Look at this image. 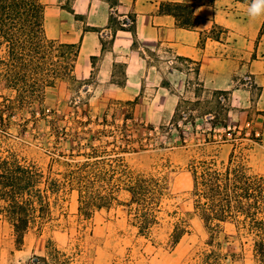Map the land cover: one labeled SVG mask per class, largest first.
Wrapping results in <instances>:
<instances>
[{"label":"rangeland","instance_id":"rangeland-1","mask_svg":"<svg viewBox=\"0 0 264 264\" xmlns=\"http://www.w3.org/2000/svg\"><path fill=\"white\" fill-rule=\"evenodd\" d=\"M40 2L45 8L46 37L66 44L53 38L58 25L65 22L55 23L56 17L48 11L50 4ZM60 2L72 9L71 0ZM117 16L110 14L112 32L117 24L132 26H123L125 18L118 20ZM261 30L255 52L264 59V27ZM224 32L214 26L202 37L219 39ZM111 48V32H105L102 49ZM58 52L53 49L54 55ZM116 55L109 79L96 76V61L89 67L78 56L71 77L57 78L52 87L44 88L39 103L0 107V151L11 149L20 158L35 162L59 179L64 191L50 218L26 234L19 250L10 226L0 216V264H28L33 258L45 257L48 247L58 251L59 261L65 264H257L253 235H236L231 225H225L223 232L208 237L193 213L188 163L213 160L219 166L235 146V160L252 174L264 176V123H244L232 111L240 110L242 104L232 106L225 92L204 89L197 77L198 64L164 47L137 51L132 47L131 52ZM124 62L131 66L128 78ZM243 81L250 86L251 75ZM0 96L13 99L14 93L0 89ZM252 134L258 142L249 139ZM87 156L96 158L87 160ZM85 161L101 176L86 184L95 189L123 188L128 178L137 176L163 180L156 223L145 236L134 226L133 214L128 215L130 196L124 191L116 194L118 202L95 211L90 220L78 217V185L63 182L62 175ZM113 169L114 179L103 176ZM175 224L185 227L188 234L171 248Z\"/></svg>","mask_w":264,"mask_h":264},{"label":"trees","instance_id":"trees-1","mask_svg":"<svg viewBox=\"0 0 264 264\" xmlns=\"http://www.w3.org/2000/svg\"><path fill=\"white\" fill-rule=\"evenodd\" d=\"M234 1L248 4L252 0ZM66 10L74 15L72 10ZM159 11L172 16L179 28L195 30L198 25L192 4L163 3ZM74 18L78 20L77 15ZM44 22L45 8L40 0H0V89L14 93L13 99L0 96L3 97L0 100L3 109H13L15 105L31 107L39 103L44 88L52 87L57 78L71 77L73 73L79 56L78 46L48 39ZM133 22L129 28L117 24V30L129 31L133 35ZM88 30L96 31L93 28ZM53 49H58L57 55L53 54ZM249 139L259 141L254 134ZM226 141L222 139V142ZM129 147L127 145L126 149ZM234 152L235 146L227 161H222L219 166L213 160L198 165L188 163L193 213L203 223L209 238L223 232L225 225H231L236 235L241 232L253 235L252 250L256 263L264 264V176L252 174L244 163L235 160ZM90 158L96 157L87 156V160ZM91 167L85 161L62 175L63 182L78 185L75 189L78 217L90 220L95 211L109 209L113 202H118L116 194L124 191L130 196L126 203L128 215L133 214L134 226L140 235L145 236L156 223L154 213L165 190L163 180L137 176L128 178L123 188L95 189L86 184L101 176ZM115 173L113 169L103 176L112 180ZM63 192L62 182L52 178L35 162L20 158L11 149L0 151V216L11 228L15 249L22 247L32 228L50 218L56 200ZM186 234L185 227L173 225L171 248ZM206 245L211 247L212 244L207 242ZM47 249L45 257L33 258L28 264H65L59 261L58 251L52 247Z\"/></svg>","mask_w":264,"mask_h":264},{"label":"crops","instance_id":"crops-1","mask_svg":"<svg viewBox=\"0 0 264 264\" xmlns=\"http://www.w3.org/2000/svg\"><path fill=\"white\" fill-rule=\"evenodd\" d=\"M45 1L50 4V15L56 17L53 21L65 22L58 25L53 38L76 44L82 63L89 67L92 60L96 61L97 77L110 78L118 58L116 53H129L132 47L136 51L164 47L166 52L198 64L197 77L204 89L225 92L232 106L242 104L240 110L232 111L240 114L244 123H264V59L255 52L256 40L264 24V5L258 15H250L257 0L248 4L234 0H117L115 5L108 0H71V10L78 20L61 6L60 0ZM163 3L192 4L198 17L196 29L179 28L172 16L160 13ZM114 12L118 20L126 16L132 18L133 35L124 30L111 31L108 24ZM214 26H220L225 32L219 39H204L203 32H209ZM89 28L96 31H89ZM62 31L67 32L61 34ZM105 32H111L112 48L109 50L102 49ZM124 64L128 78L131 66L127 62ZM247 74L252 78L250 86L243 81Z\"/></svg>","mask_w":264,"mask_h":264},{"label":"clouds","instance_id":"clouds-1","mask_svg":"<svg viewBox=\"0 0 264 264\" xmlns=\"http://www.w3.org/2000/svg\"><path fill=\"white\" fill-rule=\"evenodd\" d=\"M264 5V0H257L256 3H254L250 9V15L255 17L258 15L261 11V6Z\"/></svg>","mask_w":264,"mask_h":264},{"label":"built area","instance_id":"built-area-1","mask_svg":"<svg viewBox=\"0 0 264 264\" xmlns=\"http://www.w3.org/2000/svg\"><path fill=\"white\" fill-rule=\"evenodd\" d=\"M125 22H124V24H123V26H129V25H131L132 24V21L129 19V18H127V17H125ZM245 81L247 82V83H250V78L249 77H246L245 78Z\"/></svg>","mask_w":264,"mask_h":264}]
</instances>
